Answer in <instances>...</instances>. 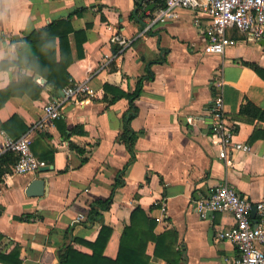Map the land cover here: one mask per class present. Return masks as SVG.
<instances>
[{
  "label": "crops",
  "instance_id": "0c3cea01",
  "mask_svg": "<svg viewBox=\"0 0 264 264\" xmlns=\"http://www.w3.org/2000/svg\"><path fill=\"white\" fill-rule=\"evenodd\" d=\"M159 7L155 0H0V63L16 62L24 38L32 32L53 22H68L62 54L57 38L54 44L50 40L34 43L37 46L31 50L39 47L47 51L43 62L66 70L72 81L88 79L95 91L93 97L65 104L60 118L34 136L32 153L37 159L52 153L47 172H7L1 178L0 251L8 254L17 244L20 264H58L56 251L67 230L74 237L94 242L101 223L84 225L89 204L109 196L125 165L123 186L114 191L110 209L103 212L102 223L111 229L105 257L116 258L120 236L138 207L153 225L151 234L159 239L145 247L148 264H168L177 256L180 260L175 264H234V245L215 237L233 226V216L215 213L201 219L195 202L207 199L221 183L229 184L251 203L264 199V122L237 117L240 107L248 102L264 112V36L228 28L226 36L231 43L224 54L206 55V36L197 19L180 9L100 70L103 59L113 54V33L135 38ZM161 59L150 66L153 80L143 83L135 101L138 113L131 128L138 140L131 163L126 148L117 142L128 102L111 100L116 93H131L146 76L149 63ZM24 76L30 77L40 92L33 98L26 93L27 87L0 107V124L11 137L20 136L37 122L46 102L62 95V90L52 94L40 75L15 65L0 70V93L11 85L29 84ZM217 81L222 83L223 113L235 131L234 141L250 146L248 152H234L226 164L218 160L210 133ZM105 86L112 90L106 92ZM75 127L85 134L69 136ZM2 132L0 128V146ZM69 142L84 151L86 163L69 148ZM40 178L47 183L46 194L41 198L26 196L29 183ZM22 216L33 218L16 220ZM80 217L83 219L78 221ZM139 222L150 229L146 221ZM75 248L91 254L82 245Z\"/></svg>",
  "mask_w": 264,
  "mask_h": 264
},
{
  "label": "built area",
  "instance_id": "2783aa9c",
  "mask_svg": "<svg viewBox=\"0 0 264 264\" xmlns=\"http://www.w3.org/2000/svg\"><path fill=\"white\" fill-rule=\"evenodd\" d=\"M152 1V0H146ZM160 3L156 15L143 27L133 39H124L118 33L110 38L111 45L117 46V51L111 57H105L100 70L120 57L133 41L144 37L155 24H163L175 16L180 9L188 10L197 19L202 32L206 36L203 53L221 56L231 41L226 36L228 28H236L242 33L251 32L257 38L264 36V0H155ZM221 81L215 83V95L210 109L211 137L217 148V158L227 163L234 152H248L250 146L234 141L235 131L227 125L223 113V98L220 91ZM60 98L47 101L43 116L31 125L23 134L13 139L4 132L3 144L0 146V156L13 153L17 160L11 166L14 175L36 173L45 162L37 159L31 151V144L36 134L46 131L51 123L62 114L64 105L71 101L93 97L95 91L90 87L88 79L70 81L62 89ZM195 208L201 219L211 218L215 213H230L234 224L228 230L215 234L216 239L232 243L237 250L234 264H264V199L251 203L245 197L239 196L227 183L214 187L207 199L195 202ZM255 208V215L251 211ZM165 213V206L161 204ZM83 218L80 217L78 221Z\"/></svg>",
  "mask_w": 264,
  "mask_h": 264
},
{
  "label": "trees",
  "instance_id": "16d2710c",
  "mask_svg": "<svg viewBox=\"0 0 264 264\" xmlns=\"http://www.w3.org/2000/svg\"><path fill=\"white\" fill-rule=\"evenodd\" d=\"M68 27V22L57 21L53 22L48 27L40 31L32 32L28 37L24 38L23 45L20 46L18 51L17 61L13 63H0V70L8 68L10 65H15L22 69L30 70L34 74L43 77L46 81V85L51 89V93L56 96L57 92L65 88L71 81L68 74L66 73V70L60 68L55 69L54 67L52 68L50 64L43 62V58L47 57V51L44 52L43 50L39 49V47L37 50H31V47L34 45L37 46L34 43H39L41 41L46 42L48 40H50V42L53 41L54 44V40L55 38H57L61 49L60 53L62 54V46L64 45L66 35L70 30ZM58 31L60 32L58 33ZM112 50L113 53H115L117 51V46L112 45ZM162 61L163 59L155 60L149 63V67L146 70V76L136 83L135 89L131 93H116L113 100H111V102H114L116 99L123 98L128 102V109L123 115L122 131L117 138V142L124 145L131 157V163L135 160L134 149L135 144L138 140L137 134L131 128V121L137 116L138 113L135 101L139 98L142 92L143 83L145 81L153 80L154 75L150 70V66ZM55 67H57V65H55ZM252 67L257 73L263 75V72L256 66ZM22 79L28 81L29 84L19 83L11 85L7 90L0 93V107H2L7 99L13 94H23V90H25L27 87L29 88V90L26 93L30 94L33 98L39 95L40 89L31 83L30 77L24 76ZM104 88L106 92L112 90L108 86H105ZM14 90L20 91L14 92ZM237 117L247 122H253L254 120L264 122V112L249 102L240 107ZM0 128L8 137L13 139L17 138L11 137L6 132L5 126L0 124ZM73 134L82 135L85 134V132H83L80 127H75L70 132L69 136ZM68 146L71 150L82 156V164L87 162V156L82 149L75 146L71 142H69ZM38 159L44 161L46 165H51L53 162L52 153L47 157L42 155ZM16 160V156L10 152L0 156V183L2 176L5 173L10 172V167L15 164ZM126 167L127 166L125 165L117 173V179H115L109 196L104 200H94L89 204V210L84 225L89 227L95 223H101V227L95 241L86 242L78 237H74L70 230H67L64 234L63 244L56 251L58 264H148L149 257L145 254V247L149 241L158 243L159 239L151 234V228L153 225L150 221H147L143 218V213L138 207L131 212L129 224L124 228L120 236L116 258L109 259L104 256V249L110 238L111 229L104 226L102 223L103 212L110 209L114 191L118 187L123 186L121 176L123 175ZM1 213L2 211L0 210V215ZM31 218H33V216H22L16 218V220L19 222H27ZM140 219L146 221L148 224V228L150 227V229L142 228L139 224ZM1 239L2 236H0V240ZM75 245H82L90 249L91 254L87 255L79 252L78 250H76ZM19 252L20 248L17 244H13V248L8 254H4L0 251V264H20L21 261L19 259ZM179 260L180 257L177 256L173 261H169L168 264L178 263Z\"/></svg>",
  "mask_w": 264,
  "mask_h": 264
},
{
  "label": "water",
  "instance_id": "95a60500",
  "mask_svg": "<svg viewBox=\"0 0 264 264\" xmlns=\"http://www.w3.org/2000/svg\"><path fill=\"white\" fill-rule=\"evenodd\" d=\"M264 41V40H263ZM264 43V42H263ZM49 170V167L45 166L42 167L39 171L40 172H47ZM47 191V183L44 179H35L26 188V196L28 197H38L41 198L46 194ZM252 216L255 215V208L251 211Z\"/></svg>",
  "mask_w": 264,
  "mask_h": 264
}]
</instances>
